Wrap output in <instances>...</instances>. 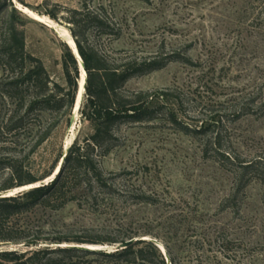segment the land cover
<instances>
[{
	"label": "rangeland",
	"instance_id": "374dc122",
	"mask_svg": "<svg viewBox=\"0 0 264 264\" xmlns=\"http://www.w3.org/2000/svg\"><path fill=\"white\" fill-rule=\"evenodd\" d=\"M15 5L0 3V40L14 25L23 34L25 52L44 65L50 89L55 90L53 83L67 88L62 55L66 43L74 45L73 31L112 61L176 57L132 76L124 88H169L181 94L186 114L178 115L187 125L198 123L199 117L221 116L212 132L196 135L165 116L117 123L116 145L99 160L100 166L105 172H135L134 184L153 202L115 196L97 205L71 201L57 210L39 209L32 219L41 235L89 238L131 228L164 248L167 259L169 251L173 264H264V180L255 170H264V0H21ZM94 12L101 14L103 24L90 18ZM73 17L78 26L70 22ZM187 58L190 62L183 60ZM9 73L0 61V159L20 158L42 175L63 144L67 148L73 137L83 138L93 127L80 112L72 120L64 108H37L16 132H2V120L14 110L18 96L27 101L42 95L39 84L31 82L7 92L3 83ZM79 77L80 68L76 82ZM52 123L56 126L48 138L30 152ZM216 135L222 154L212 148L205 156L204 143ZM235 156L252 165L242 169ZM7 172L0 170V180ZM129 177L117 178L116 187L125 189ZM62 244L40 243L52 248ZM21 245L6 243L0 249ZM67 245L95 248L89 243ZM99 245L105 251L109 246Z\"/></svg>",
	"mask_w": 264,
	"mask_h": 264
},
{
	"label": "trees",
	"instance_id": "16d2710c",
	"mask_svg": "<svg viewBox=\"0 0 264 264\" xmlns=\"http://www.w3.org/2000/svg\"><path fill=\"white\" fill-rule=\"evenodd\" d=\"M73 13L82 14L75 10ZM47 14L55 18V13L52 11H47ZM90 18L97 24L105 22L98 12L92 13ZM70 22L75 26L80 24L76 17L71 18ZM72 34L75 45H67L71 46L75 53L77 49L82 59L84 69L80 66L79 91L85 87L84 99L76 116L78 117L80 112L81 116L92 124L93 130L83 138L75 137L57 174L47 183L41 180L52 174L61 153L54 159L49 170L42 175H38L37 171L24 164L20 158L7 155L0 159L2 162L0 170L8 171L0 180V193L41 183L13 195L0 196V242L22 244L21 246L24 247L0 249V264H173L174 259L169 251V258L166 259L154 242L140 238L139 233L131 228L93 233L89 238H70L61 235L44 237L41 235L42 230L36 229L33 225L32 215L39 209L57 210L71 201H76L78 205H81L82 201L97 205L105 198L108 200L120 196L136 203L153 202L150 197H144L139 187L134 184L135 172L127 169L119 173L105 172L100 166L99 160L116 145L117 136L113 127L117 123L150 121L158 116H165L185 133L196 135L212 132L221 120V116L216 114L209 118L199 117L196 119L198 123L187 125L178 115L181 112L186 114L181 109L183 102L181 94L169 88L150 90L124 88V84L132 76L159 69L176 57L172 56L162 61L156 57H130L123 61H112L96 49L83 44L73 31ZM4 35L0 40V61L4 69L11 73L7 75V81L3 86L7 92H17L22 84L31 82L34 87L39 84L42 95L34 96L27 101L18 96L14 101V110L2 120V132H16L23 126L29 113L37 108L46 110L64 108V112L70 115L78 77L77 62L70 49L64 45L65 51L62 55V68L67 88L53 83L55 90H52L50 89L52 81L41 60L25 52L23 34L16 30L14 25H10ZM183 60L190 62L188 58ZM14 66H18V71H15ZM57 92L62 94L57 96ZM12 96L15 95L10 93L9 97ZM55 126L56 124L52 123L45 129L30 152L48 138ZM204 144L205 156H208V151L212 148L217 154L221 152L217 135ZM233 159L239 162L242 169L252 165V163L242 164L237 156ZM255 170L257 177L264 180L262 175L264 170L259 167ZM123 175L130 176L127 179L129 184L125 189L120 190L116 187V179ZM238 177L239 174L237 179L240 180ZM135 237L136 239L129 244L120 246ZM224 239L226 243H231L230 240ZM41 242L64 244L52 248L41 246ZM66 243H89L98 250L73 247ZM99 244H107L115 249L105 251L101 248L103 245ZM214 263L219 264V261L216 260Z\"/></svg>",
	"mask_w": 264,
	"mask_h": 264
},
{
	"label": "water",
	"instance_id": "95a60500",
	"mask_svg": "<svg viewBox=\"0 0 264 264\" xmlns=\"http://www.w3.org/2000/svg\"><path fill=\"white\" fill-rule=\"evenodd\" d=\"M1 1H3V0H0V2H1ZM7 1H11V2L14 4V6H15V0H7ZM15 7H16V6H15ZM16 8H17V7H16ZM19 10H21V9H19ZM73 42H74V41H73ZM66 45H67V43H66ZM74 45H75V42H74ZM67 46H68V48L70 49L71 53L73 54L74 58L76 59V62H77V66H78V68L80 67V65L83 67L82 59H81V57H80L78 51H76V53H75L71 46H69V45H67ZM76 50H77V49H76ZM78 58L81 60L80 63H79V61H78ZM83 69H84V67H83ZM84 95H85V87L83 88L82 93H80V91H79V82H77V90H76V93H75V99H74L73 107H72V109H71V118H72V120H73V117H74V113L77 112V111H79V109H80V107H81L82 101H83V99H84ZM74 139H75V137H73V140H74ZM73 140H72V142H73ZM72 142L69 144V146L72 144ZM68 148H69V147H68ZM68 148H65V145L63 144V149H62L61 156H60V160H59L60 162L64 160V157H65V155H66V153H67ZM57 165H60V163L58 162ZM57 165H56V167L54 168L52 174L50 175V176H51V177L49 178L50 181L54 178V174H53V173L56 171V169H57ZM50 181H49V182H50ZM42 182H43V183H47V182H45V181H42ZM40 184H41V183L36 184V185H31V184H29V185H25V186H22V187H20V188H16L15 190L11 191L10 193H8V192H6V193H2V192H1V193H0V196L13 195V194H15V193H17V192H19V191L27 190V189H29V188H32V187L38 186V185H40ZM131 241H132V239L127 240L123 245H120V246H125V245L129 244ZM151 241H152V240H151ZM4 244H6V242H0V245H4ZM156 246L160 249V251L162 252V254L164 255V257L167 259L168 255H167L166 250H165L164 248L162 249L161 246H159V245H157V244H156ZM73 247H78V246L73 245ZM85 248H87V249H91V250H98V249L90 248V247H85ZM113 249H115V247H114V248H113V247H107V250H108V251H109V250H113Z\"/></svg>",
	"mask_w": 264,
	"mask_h": 264
},
{
	"label": "bare ground",
	"instance_id": "6f19581e",
	"mask_svg": "<svg viewBox=\"0 0 264 264\" xmlns=\"http://www.w3.org/2000/svg\"><path fill=\"white\" fill-rule=\"evenodd\" d=\"M16 3H17V0H15V4H16ZM15 6H16V5H15ZM16 7H17V6H16ZM76 51H78V50H76ZM79 60H80V59L78 58V61H79ZM80 62H81V60H80ZM80 62H79V63H80ZM80 66H81V65H80ZM79 68H80V67H79ZM82 68H83V67H82ZM85 81H86V80H85ZM83 88H84V87H83ZM71 142H72V141H71ZM71 142H70V143H71ZM70 143H69V144H70ZM69 144H68L67 148L69 147ZM65 148H66V146H65ZM62 162H63V161H61V162L59 161L60 165H61ZM60 165H57V166H58V169H59ZM58 169H57L56 171H58ZM56 171H55V172H56ZM55 172H54V173H55ZM54 173H53V174H54ZM54 176H55V175H54ZM18 188H19V187H18Z\"/></svg>",
	"mask_w": 264,
	"mask_h": 264
}]
</instances>
